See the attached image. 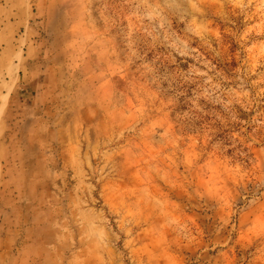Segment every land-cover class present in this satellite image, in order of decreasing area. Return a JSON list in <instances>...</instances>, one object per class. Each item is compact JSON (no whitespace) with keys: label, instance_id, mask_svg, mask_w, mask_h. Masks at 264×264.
I'll return each instance as SVG.
<instances>
[{"label":"rangeland","instance_id":"obj_1","mask_svg":"<svg viewBox=\"0 0 264 264\" xmlns=\"http://www.w3.org/2000/svg\"><path fill=\"white\" fill-rule=\"evenodd\" d=\"M1 55L0 264H264V0H0Z\"/></svg>","mask_w":264,"mask_h":264},{"label":"crops","instance_id":"obj_2","mask_svg":"<svg viewBox=\"0 0 264 264\" xmlns=\"http://www.w3.org/2000/svg\"><path fill=\"white\" fill-rule=\"evenodd\" d=\"M5 60L4 56H0V83L2 86V93L0 95V127L3 122V117L6 113V108L10 99H15L18 94L21 92H26L25 87L28 88L29 83L34 79L35 72L32 71V64H27L26 62L13 61L11 64H7L3 68L1 61ZM12 65L13 73L11 77H8L4 73L7 71V68ZM31 76V80H30ZM10 79V80H9ZM25 82V83H24ZM0 86V88H1ZM8 88V89H7Z\"/></svg>","mask_w":264,"mask_h":264}]
</instances>
